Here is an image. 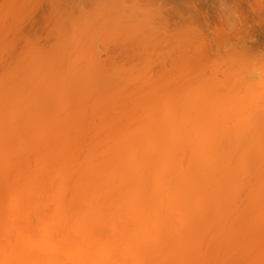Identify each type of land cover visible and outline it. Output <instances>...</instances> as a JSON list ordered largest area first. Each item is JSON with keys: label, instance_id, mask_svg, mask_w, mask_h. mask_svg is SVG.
Returning a JSON list of instances; mask_svg holds the SVG:
<instances>
[{"label": "clouds", "instance_id": "clouds-1", "mask_svg": "<svg viewBox=\"0 0 264 264\" xmlns=\"http://www.w3.org/2000/svg\"><path fill=\"white\" fill-rule=\"evenodd\" d=\"M83 3L0 0V264H264V0Z\"/></svg>", "mask_w": 264, "mask_h": 264}, {"label": "rangeland", "instance_id": "rangeland-1", "mask_svg": "<svg viewBox=\"0 0 264 264\" xmlns=\"http://www.w3.org/2000/svg\"><path fill=\"white\" fill-rule=\"evenodd\" d=\"M84 1H85L83 3L84 7H85V4H87L85 8L91 7L90 4L86 3L87 0H84ZM80 6L74 5V7L77 9ZM65 7H66V5H65ZM71 7L73 8V5L70 7L68 6L67 8L70 9ZM48 103H50L53 106L54 114L58 113V114L65 116V117L71 116V117L86 118L87 115L91 111V106L89 104L85 103V101H83V100L81 102V100L73 99V98H70L67 96L60 97V98H57L54 100H46L39 93H37L36 95H34L32 97L22 99L20 101V107L28 108L30 106H40V105H44V104H48ZM256 256H258V253L254 254L253 258H256Z\"/></svg>", "mask_w": 264, "mask_h": 264}, {"label": "bare ground", "instance_id": "bare-ground-1", "mask_svg": "<svg viewBox=\"0 0 264 264\" xmlns=\"http://www.w3.org/2000/svg\"><path fill=\"white\" fill-rule=\"evenodd\" d=\"M85 2V1H84ZM87 3V2H86ZM86 5L87 4H85V7H86ZM70 7V6H72V5H66V7ZM80 6V5H79ZM89 6V5H88ZM91 6V5H90ZM73 7H74V5H73ZM83 7H84V5H83ZM72 8V7H71ZM70 8V9H71ZM88 8V7H87ZM42 25H43V20L39 17V15L36 17V28L37 29H39L40 27H42ZM81 102H82V100H81ZM86 103V102H85Z\"/></svg>", "mask_w": 264, "mask_h": 264}]
</instances>
